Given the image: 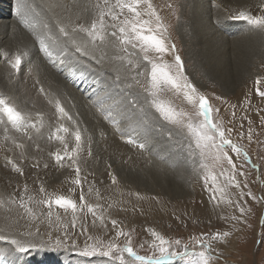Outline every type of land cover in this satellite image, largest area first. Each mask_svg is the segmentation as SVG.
<instances>
[{
    "label": "rangeland",
    "instance_id": "374dc122",
    "mask_svg": "<svg viewBox=\"0 0 264 264\" xmlns=\"http://www.w3.org/2000/svg\"><path fill=\"white\" fill-rule=\"evenodd\" d=\"M88 1L89 3L92 2V0ZM177 1L176 3H173L170 0H152L154 7L160 13L164 23L168 27L170 43L174 44L176 47L174 55L180 56L183 62L184 74L187 76L188 80L198 89L200 94L208 98L209 103L213 108V119L215 121H222L225 129H232L231 133L226 134L230 136V139L234 144H237L242 149V152L249 155L251 164L257 165L259 168V171H257L246 164L243 155L236 157L229 150V154L232 155V158L237 165V173L243 171L245 175H237L236 177L240 183L239 188L227 187L224 192L228 198H230L228 202L230 204V210L227 217L222 218V205L220 204V198L224 193L221 194L220 192H217L216 200H213L211 199V190L214 187L212 181L213 176L216 177L217 185L220 187L225 186V181L221 176V172L224 168H229V166L225 162L223 168H221L220 166H214L213 162L208 160L207 168L200 167L199 153L198 150H195L192 137L188 134L187 128H185L182 133L177 134V130L161 120L158 117L159 113H157L149 103H146L145 97H147V93L144 91V88L148 86L147 77L151 71V66L149 64L141 59V66L135 71H139L142 74L136 79H133L135 72L129 71L126 66H121L126 62L113 59L117 54L123 55V53H117V49L114 46H108V50H105L106 54L101 50H95V57H97V59L95 58L94 61L100 60V62L94 63L92 61H85V65H79V68H77L78 72L83 71L85 74L83 83L86 85H84L85 89H83V94L88 92L87 88L93 84V79L97 76L95 73H98L100 80L103 81L105 93L107 94L106 96L112 97V100H110L109 103L115 102L122 108L130 109L132 113L136 110L137 112L144 111V106H147L148 112L145 114L146 116H151L153 120H148L150 124L148 123V125H146L147 123L145 122V119L136 120L134 118L131 123H139L142 125L140 130L143 129V131L141 132L139 130L138 133L133 134L136 136H138V134L142 136L145 132V134L149 135L148 137L153 138L154 141H161L164 144V149L161 151L165 159H162V161L164 162L163 166L166 169L165 173L168 181L165 183L160 181L157 185L153 183L152 185L148 184V186H151L148 187L150 192L141 193L145 195V197H148L154 204H158V206L163 205L166 208L171 209L168 220H166V218L165 220L155 219L148 223L153 231L162 235L165 240L172 242L169 246V251L177 249L184 250L185 246H187L190 251L202 250L195 248V243L200 240V237L203 234L209 238V240L204 242L211 244V250L214 257L211 264H264V114L263 121L260 122V104L262 103L261 105H263L264 110V98L256 94V88H260V91H264V32L252 29L245 21L232 19V16H223L222 18L226 17V19H221L222 21L217 24L215 21H212V23L210 21V23L204 27H197L196 24H198V22L200 23V17L198 16V18H195L197 15H191L192 11H198L197 4L200 8L204 5V8H207L208 11L211 12L210 14H214L217 10H221L222 7L208 0V2H203L204 4L198 3L196 0ZM229 1L230 0H228V3L233 5L232 7L234 8L241 2V0ZM252 1L254 0H248L247 3L251 4ZM257 1H260V4L264 3V0ZM71 2L72 4L76 3L80 6L85 4V0H61L62 6L59 8L70 13L69 8L71 7ZM169 3L172 4V8L167 6ZM92 4L90 3L88 8L84 7V9H77L78 7L76 5L71 7V12L79 15V19L75 18L76 20L73 22L74 24H90L92 18H88V15L93 17L95 16L94 14H96V10L93 7L94 2H92ZM190 4L192 6H190ZM88 9L90 10L89 14L87 12ZM240 10L244 11V9H239V11ZM186 11L190 15L187 14V16H189L188 22H190V24L186 28V35H184L182 29L180 30L181 27L179 22L182 21ZM247 13L255 15L252 11H247ZM6 16L9 17L6 18L9 21L10 12H8V15ZM144 18L147 19L148 17ZM225 20L227 22H225ZM27 21L30 23L29 20ZM73 23L70 24V28L74 25ZM203 23H205V21H203ZM64 24H68L67 19H65ZM24 29L28 34L30 29L27 27ZM198 29L202 30L203 35L199 33ZM192 30L193 32H196L193 33ZM215 32L218 33L216 34ZM214 36H216L218 40L211 43ZM239 36H244V38L253 37L251 38L253 42L257 40L260 41V48L259 51L257 50V53L254 54L255 57L252 58L250 65L247 68L248 71L246 70L245 72L244 80L239 82H229L224 79V73L226 68H230L229 74L233 76L231 72L233 64L231 61L237 53L235 52L237 47L235 49V47L229 46L226 48V51L222 52L221 50H223V45L225 44L224 41L227 43L231 41V39L237 40ZM85 39L87 38L85 37ZM204 39H206V41H204ZM97 43H99V41ZM229 44L230 43H228V45ZM109 48L111 51H109ZM90 49L91 48H89V52L91 53L93 50ZM2 50L3 48L0 49V51ZM217 54H219V56ZM139 55L142 56V54ZM149 55L152 56L154 54L149 53ZM174 55H166L164 61L170 64L174 63ZM102 56L103 59H101ZM35 58L32 57L27 60L26 55V59H23V64H25V62H36ZM84 58L93 60L88 56ZM198 59L199 62L195 65ZM216 59L218 60L215 63ZM221 59V62H223V60L227 61L223 62L220 66L219 60ZM81 60L83 59L81 58ZM2 61L7 65V69L10 71V76L13 82L8 80L11 82L10 84L7 81L6 76L0 68V96L8 98L10 102L16 104L20 110L22 109L21 111L28 116L29 123L35 122L36 119L33 120V115L29 114V102H26L21 95L23 93L21 92L23 80L20 79V75H23L22 71L25 70L24 65L22 64L19 74H15L9 66V60L5 58V60ZM36 63L39 64V62ZM69 63L73 66L78 62L75 60H69ZM2 67L4 66L2 65ZM52 69L62 74V71H59L57 68L52 67ZM62 69L65 74L63 78L65 79V76L67 77V84L70 87H75L76 83L69 77V72L71 73L72 70L69 69L67 64L63 66ZM88 69H91V71L88 72ZM92 70H94V72H92ZM95 70L97 72H95ZM128 74L130 79H125V76H128ZM16 77L19 78V82L17 79L15 80ZM117 77H119V80H117ZM258 78L260 80L259 85L256 83ZM5 80L7 82H5ZM254 98L256 101H259V106L254 105V102H256ZM148 99L150 100L151 97H148ZM158 99L172 105L177 110L184 109L189 112L193 111L191 106L187 105L183 100L182 94L177 95L175 90L170 87H165L160 91L158 93ZM132 103H135L137 107L134 109L131 108ZM64 104L73 114L76 113L79 115L81 120H83V126L85 128H97V126L100 125L95 118H91L90 120L87 117L86 119V107L76 103L73 98L70 101H64ZM256 106L257 108H255ZM250 107L252 109L254 108V110ZM215 109H219V112L217 113ZM30 120H32V122ZM249 121H251V123H249ZM127 123L128 122H124V126L122 124V129L125 131H128ZM160 124H162V127ZM157 125L161 128H158ZM1 129L2 126H0V135ZM145 129H147V131H145ZM169 130L172 132L171 136L169 135ZM98 132L100 133V129H98ZM15 135L19 136L20 134L17 133ZM250 135L251 140H249ZM44 136L46 139L49 138L50 132L46 131ZM27 142L28 138L25 137L24 143L27 144ZM190 143L192 144L191 149L188 147ZM4 144V138L0 137V152L1 150L6 152ZM7 151L11 152L13 157L20 153L19 150H14L10 143ZM193 151H195L194 156L191 154ZM157 157L160 156L157 155ZM147 162L150 164L151 159H147ZM28 168L30 171L34 172L38 170L37 167H34L31 164L28 165ZM139 177L140 176H137L135 180H139ZM132 183L134 182L132 181ZM245 184L248 185L247 188L244 187ZM133 187L135 190L136 186L134 185ZM19 191L20 190H18L17 187H15V189L10 186L8 187L7 182L0 183V225H3L0 229V236H4L8 240L17 239L21 242L32 244L35 246L36 250H30L24 254L15 253L14 248H12L6 240H0V248L7 249L10 253L5 256L7 264H119V261L110 260L100 256L85 257L79 255L78 253L84 250L83 247L87 248L90 245H94V241L92 240L81 243L80 246L62 245V247L56 248L51 242L45 239L46 237L44 236L46 233L45 231L43 232L40 227L37 228L39 235H37V232L31 235H26L20 230L10 231L5 225L16 222L18 219L16 213H24V211H22L23 209L15 203V195H20ZM104 191H106V189L103 190V193ZM135 192L139 194L138 191L135 190ZM249 192L255 197V199L249 198ZM241 194H243V198H241ZM13 206L21 210L17 212ZM26 206L37 213L35 205L29 204ZM202 206H205L206 210H203V208H201ZM240 208L244 209L243 214L241 213ZM176 209L180 210V212H175ZM192 211L197 213V215L195 213L196 216L191 215L190 212ZM57 212L60 216L66 217V215L61 214L60 211ZM25 219L27 222H34L35 220L39 221L38 218L33 220L29 216ZM121 230L130 233V245L137 255L145 257L150 256L153 258H156L159 255V249L153 247L154 238L152 237L148 243L138 239L134 224L118 226L116 231ZM225 232L229 233L227 237H223V233ZM216 233H219L222 239L218 241L211 240V237ZM177 240L181 242L180 245L175 244V241ZM111 242L116 243L119 247H124L126 244H129V238L123 236L119 238L115 237ZM156 243L158 244V242ZM67 246H69V248H63ZM125 262L126 264H135V262L130 261V258H128L126 254ZM172 264H186V261L178 259L172 261Z\"/></svg>",
    "mask_w": 264,
    "mask_h": 264
},
{
    "label": "bare ground",
    "instance_id": "6f19581e",
    "mask_svg": "<svg viewBox=\"0 0 264 264\" xmlns=\"http://www.w3.org/2000/svg\"><path fill=\"white\" fill-rule=\"evenodd\" d=\"M170 1L176 3L177 0ZM196 1L202 4L207 0ZM208 1L216 3L218 6L220 5L222 9L217 10V12H215L214 14H210L211 12H209L207 8H204V5L200 8V6H198L197 4L198 11L194 10L191 12L192 16L197 15L195 18H198V16L200 17V23L198 22V24H196L195 22L197 27H204L205 25L209 24L210 21L211 23L212 21H215V23L217 24L220 21L226 19V17L222 18L223 16H233L237 11H239V9H244V11L246 12L252 11L255 13V15L260 14V1L257 0L252 1L251 4L247 3L248 0H241V2L238 3L236 5L237 7L235 8L232 7L233 5L228 3V0ZM16 2L17 0H0V49L3 48V50L0 51V68L3 74L6 76L7 81L10 80L13 82L10 76V71L7 69V65H5L4 61L2 60H5V58H7V60L10 61L16 54H18V52H26L27 60L28 58L36 57L35 61L39 62V64L34 61L33 63L25 62V64H23L25 70L22 71L23 75H20V79L23 80L24 84H22L21 92L23 93L21 95L26 102H29V114L33 115V120L36 119L33 123H36L38 120H40L41 122L38 123V127L40 129L39 132H37L36 129H29V135L32 137V139H28V142L26 144L28 148L24 156L22 157L21 153L14 156L17 163L24 171L23 176L11 171L10 167L5 166V158L13 156L9 151L4 152L3 150H1L0 183L7 182L8 187L10 186L14 189L15 187H17L18 190H20V195H15V203L17 205H20L21 198H23V201L26 205H35L39 221L35 220L34 222H27L25 218L28 217V215L24 210H22L24 211V213H16L18 219L15 223L5 226L10 231L20 230L26 235L36 233L38 231L37 228L40 227L42 228L43 232L45 231L46 233H44V237H46L45 239L51 242L54 247L59 248L62 247V245L80 246L81 243H85L88 240L94 241V244H96L97 241H100L103 244L107 245L111 242L112 239L116 237V230L118 226L134 224L138 239L142 240L145 243H148L152 239L151 233L153 232L148 223L155 219L165 220L166 218V220H168V216L171 211L170 208H166L163 205L158 206V204H154L148 197H145V195L141 193L150 192V190H148V187L151 186H148V184L152 185L153 183L157 185L160 181L163 183L168 181L167 175L165 173L166 169L163 166L164 162L162 161V159H165L161 151L164 149V144L161 141H154L153 138L148 137L149 135L145 134V132L142 136L139 134L138 136H136L135 134L131 133V135L133 134V139L137 140L140 143H144V149H141L134 144H128L125 139H122L113 125L105 119V117L101 114L100 111L97 110V107L95 106L97 97L102 98L107 95L105 93L103 81L100 80L98 73H95L97 76L92 74L93 76H95V79H93V84L87 88L88 92H85V94H83V89H85L84 85H86L83 83L84 78L82 80L80 79V81L79 78L73 77V73H79L77 71L79 65H85V61H92L94 63H96L97 61H94V59L89 60L83 57V60H81V62H78L77 64L74 63L75 65L72 66L68 60L63 65H57L56 67L59 71H62V74L58 73V71H54L52 69V66L47 62L43 53L39 51V45L38 43H36L31 30L28 34L26 33L27 31H24L25 26L21 24L20 18L15 13ZM28 2L33 6V9L30 10L27 14V20H29L30 23L35 25L37 23V26L40 29H42V26L44 24H48L53 29H55V26L58 22L64 23L65 19H67L68 24L66 25L70 29V24L73 23L76 19H79L78 14H73V12H71V7L76 5L78 7L77 9H84V7L88 8V5H90V3L92 4V2H94L95 5L98 0H92V2L90 3L88 0H85V4L81 6L76 3L72 4L71 2V7L69 5L70 13H68L67 11H63L62 8H59L62 6L61 0H28ZM190 6L192 5L190 4ZM8 12H10L11 19H9V21L6 19L9 18L8 16H6L8 15ZM87 12L89 14L90 10L88 9ZM187 14L188 13L186 11L182 21L179 22L181 27L180 30L182 29L184 35H186V28L190 24V22H188L190 15L188 14L189 16H187ZM88 18H92V16L88 15ZM203 21H205L206 24L203 23ZM225 22L227 21L225 20ZM198 31L200 34H202V30L198 29ZM215 33L217 34L218 32ZM213 38V40H211V43L218 40L216 36H214ZM251 38H244V36H239L237 40L231 39V41L227 43L226 41H224L225 44L223 45V50H221L222 52L226 51V48L229 46L235 47V49L237 47V49L235 50V52L237 53L231 61V63L233 64V69L231 70L233 76L229 74L230 68L225 69L224 79H226L227 81L239 82L241 80H244L245 72L250 65L252 58L255 57L254 54L257 53V50L259 51L260 48V41L257 40L253 42ZM204 41H206V39H204ZM228 43L230 44L228 45ZM109 51H111L110 48ZM217 55L219 56V54ZM23 59L25 60L26 56H24ZM218 59L215 60V63ZM221 61L222 59L219 60L220 66L227 60H223V62ZM198 62L199 59L197 60L195 65L198 64ZM66 64L67 66H69V69L72 70L71 73L69 72V77L76 83L75 87H70L67 84L66 76L65 79L63 78L65 74L62 68ZM2 65L4 67H2ZM90 71L91 69H88V72ZM92 72H94V70H92ZM95 72L97 71L95 70ZM16 79L19 82V78L16 77L15 80ZM125 79H130L129 74L128 76H125ZM7 81L5 80V82ZM10 81L8 82L11 84ZM41 88H43L45 92L50 93L54 99H59L61 101L63 107L65 108L71 119H68L67 117L57 118L54 103H49L48 99L40 93L39 89ZM72 98L76 103H79L80 105L86 107V119L87 117L90 120L91 118H95L96 121L100 123L97 128H85L83 126V120H81L79 115H77L76 113L73 114L68 108H66L64 101H70L72 100ZM261 104L260 122L263 121L264 114L263 105ZM254 105L259 106V101L254 102ZM255 108H257V106ZM252 110H254V108ZM146 112H148L147 106H144V111L137 112L136 110L134 112L133 119H145V122L147 123L146 125H148V120L152 121L153 118L151 116H146ZM37 114H40V116L38 117ZM30 121L32 122V120ZM123 123L124 122L120 124L121 128ZM160 125L162 126V124ZM61 126L67 128L68 131L58 133L57 129H59ZM77 128L81 131L83 139L82 152L79 154L78 159V163L81 168L80 185H77L75 183L77 176L71 161L65 159L62 162L63 167H61L60 165L56 164L53 158V154L55 153L63 154L65 150V144L67 145V150L69 152L73 147H75V138L73 133L77 130ZM158 128L161 127L158 126ZM98 129H100V133L98 132ZM46 131L50 132V137L47 139L44 136ZM140 131L142 132L143 129ZM57 136H62L64 142L62 143L60 139H57ZM0 137L4 138L2 129ZM157 155L160 157H157ZM147 159H151L150 164H148L149 162H147ZM37 160L39 161L38 170L35 172L30 171L28 165L31 164L34 166ZM44 164L48 165L46 169L44 168ZM109 165H111V167H109ZM110 172L116 176V184H112L111 176L109 175ZM137 176H140L139 178L141 180L139 179L136 181L135 178ZM132 181L134 183H132ZM134 185L136 186L135 190L138 191L139 194L135 192L133 187ZM41 186L44 187L45 194L50 193L53 196H65L69 199L74 200L77 205H79L80 196L81 194H83L87 204H91L94 206L99 205L98 214H103L104 222L101 223L100 220H96L91 214L87 213V209L85 208L82 212L77 213L75 219L76 227L75 229H73V217L71 211L65 213L62 209H58L55 207L51 210L53 212V218L51 222H49L46 218V213L49 211V209L46 208L43 204L36 203V201L45 198V194H42L40 192ZM104 189H106V191H104L103 193ZM28 196H32L33 201H28ZM229 200L230 198H228L226 193H224L220 198V204L222 205V218L228 216L230 210V204L228 203ZM109 205H112V207H109ZM201 208H203V210H206L205 206H202ZM14 209L17 212L21 210L17 207H14ZM57 211H60L61 214H65L66 217L60 216ZM175 212L179 213L180 210L176 209ZM194 213L195 212L193 211L190 212L191 215L196 216L197 213H195L196 215ZM57 216L59 217V220L56 219ZM113 219L117 221L116 227H113L111 224V220ZM2 226L3 225H0V229L2 228ZM57 241H60L59 246H56ZM69 246L63 248H69ZM83 249L85 250V247H83ZM0 264H7V260L5 257L0 258Z\"/></svg>",
    "mask_w": 264,
    "mask_h": 264
},
{
    "label": "snow or ice",
    "instance_id": "6c2138e0",
    "mask_svg": "<svg viewBox=\"0 0 264 264\" xmlns=\"http://www.w3.org/2000/svg\"><path fill=\"white\" fill-rule=\"evenodd\" d=\"M96 10L95 16L92 17L90 24H74L70 29L62 22H58L53 29L50 25L44 24L42 29L37 25L29 23L27 21V14L33 9V6L28 0H17L15 13L20 18L21 24L29 28L32 35L35 38L36 43L39 45V51L43 53L47 62L56 68L57 65H63L68 60H75L81 62V58L88 56L90 59H95V50H101L105 52L108 46H114L117 49V53H123V55H115L113 59L125 61V64L121 66L128 67L129 71H134L133 79H136L142 73L135 71L140 68V60L151 66V71L147 77V87L144 91L147 93L145 97L146 103H149L157 113L161 120L165 121L168 125H171L177 130V134L183 132L185 128L188 130V134L192 137V141L195 146V150H198L200 157V167L207 168V161L211 160L214 166H220L223 168L225 162L229 168H224L221 172V176L225 181V186L220 187L216 184V177H212L213 189L211 190V199L216 200V193L223 194L227 187H240V183L237 180V175L244 176L245 173L240 171L237 173V165L234 162L232 155L229 154V150L236 157L243 155L246 164L259 171L257 165L251 164V159L247 153L242 152V149L232 142L230 136L226 133H231L232 129H225L222 121H215L213 119V108L209 103L206 96L199 93L198 89L188 80L184 74L183 62L179 55H174L176 47L170 43V37L168 33V27L164 23V20L157 9L154 7L152 0H98L93 6ZM169 8L173 6L168 5ZM259 15H251L246 11H237L231 18L235 20L245 21L252 29L264 32V3L259 5ZM144 17H148L145 19ZM82 34V35H80ZM85 37L87 39H85ZM99 41V43H97ZM89 48L93 51L90 53ZM142 54L139 55V54ZM149 53L154 55L150 56ZM78 54V55H77ZM106 54V52H105ZM174 55V63L170 64L164 61L166 55ZM26 52H18L9 61V66L13 73L19 74L21 66L23 64V57L26 56ZM103 59V56L101 57ZM97 62H100L97 60ZM11 75V74H10ZM74 78L83 79L84 73H73ZM119 80V77H117ZM139 83V81L137 80ZM259 85V78L256 81ZM165 87H170L175 90L177 95L182 94L183 100L190 105L193 109L192 112L184 109L177 110L172 105L162 102L158 99V93ZM49 103H54L57 118L67 117L71 119L67 111L63 107L59 99H54L50 93L45 92L43 88L39 89ZM256 94L264 98V91H260L257 88ZM148 97H151L149 100ZM111 96L97 97L95 106L97 110L105 117L106 120L116 131L120 134L122 139H125L128 144H134L141 149H144V143H140L133 139V136L129 133H138L142 125L139 123H131L133 115L130 109L122 108L119 104L113 102ZM137 105L132 103L131 108H136ZM218 113L219 109H215ZM38 117L40 114H37ZM38 120L36 123H29V118L23 113L16 104L10 102V100L4 96H0V126L4 133V148L7 151L9 143L14 150H19L23 157L27 151V146L24 143V138L32 139L29 135V129H36L39 132ZM122 122H128V131L120 127ZM251 123V121H249ZM162 127V126H161ZM68 129L61 126L57 129L58 133L67 132ZM147 131V129H145ZM19 133V136L15 134ZM75 138V147L69 152L67 145L65 144V150L63 154L55 153L53 158L56 164L63 167L62 162L67 159L71 161L76 172L77 179L75 183L81 184L80 173L81 168L78 163L79 154L82 152V133L77 128L73 133ZM169 135H172L169 130ZM63 143V137L57 136ZM251 140V135L249 136ZM38 147V146H37ZM188 147L191 149L192 144ZM195 155V151L191 153ZM5 166L10 167V170L23 176L24 171L17 163L14 157L5 158ZM35 167H39V161L37 160ZM48 167L44 164V168ZM111 167V165H109ZM230 169V173H229ZM112 184L117 183V178L111 172ZM248 187L247 184L244 185ZM208 190V189H206ZM40 192L45 194L44 187H40ZM249 198L255 199L252 194L248 193ZM243 198V194H241ZM28 201H33L32 196H28ZM38 204H43L49 211L46 213V218L51 222L53 218L54 207L62 209L65 213L71 211L73 217L72 228L75 229V219L78 212H82L85 208L87 213L91 214L96 220L104 222L102 213L98 214L99 205L87 204L83 194L80 196L79 205L72 200L62 195L53 196L48 193L45 194V198L36 201ZM29 217L33 220L37 219V213L31 208H28L21 198L19 205ZM112 207V205H109ZM243 214L244 209L240 208ZM59 220V217H56ZM113 227L117 226L116 220H111ZM39 235V231H37ZM154 238L153 247L159 249V255L156 258L145 257L137 255L130 245V233L124 231H117L116 237L129 238V244L124 247H119L116 243L103 244L97 241L96 244L90 245L85 250L78 253L81 256L91 257L100 256L108 258L110 260L119 261V264H126L125 254L130 258L131 262L135 264H172L174 260H185L186 264H211L213 260V254L211 250V244L204 241L209 240L208 237L203 234L200 240L195 243V248L202 249L199 251H190L187 246L184 250H172L169 251V246L172 242L165 240V238L159 233L153 231L151 233ZM229 233H223V237H227ZM222 239L219 233H216L211 237V240L218 241ZM0 240H6L8 244L14 248L15 253L24 254L30 250H36L35 246L29 243L21 242L17 239L8 240L4 236H0ZM158 242V244L156 243ZM180 241H175L176 245H180ZM60 241H57L59 246ZM10 254L7 249L0 248V258ZM115 254V255H114Z\"/></svg>",
    "mask_w": 264,
    "mask_h": 264
}]
</instances>
